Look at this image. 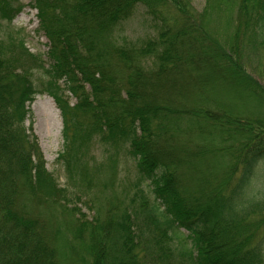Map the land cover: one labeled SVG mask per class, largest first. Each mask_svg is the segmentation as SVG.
Returning a JSON list of instances; mask_svg holds the SVG:
<instances>
[{
	"label": "trees",
	"instance_id": "trees-1",
	"mask_svg": "<svg viewBox=\"0 0 264 264\" xmlns=\"http://www.w3.org/2000/svg\"><path fill=\"white\" fill-rule=\"evenodd\" d=\"M33 1L46 54L0 36V264H264V0ZM141 9L154 32L132 42L120 28ZM40 93L69 183L99 190L91 218L46 167ZM119 147L137 179L115 194L95 173Z\"/></svg>",
	"mask_w": 264,
	"mask_h": 264
},
{
	"label": "rangeland",
	"instance_id": "rangeland-1",
	"mask_svg": "<svg viewBox=\"0 0 264 264\" xmlns=\"http://www.w3.org/2000/svg\"><path fill=\"white\" fill-rule=\"evenodd\" d=\"M4 1L9 0H0V5L3 4ZM191 1L193 6L198 11H201L206 0ZM11 2L14 8H19L21 11L10 23L7 18L2 16L0 10V36L6 35L8 31H14L13 34H22V36L25 37L26 46L32 53L46 54L49 47V40L40 29L39 12L35 7L34 1L11 0ZM151 25L150 18L145 11L141 9L120 28L121 35L132 42L142 41L153 34L154 29H152ZM39 73L40 72L37 74ZM165 91L167 90L160 89L156 97H164L169 94L167 92L176 96L180 94V87L175 85L171 90L168 89L167 92ZM69 98L72 106L77 103V98L71 93L69 94ZM182 100L183 99H181L180 102H183ZM31 110L34 114L35 133L39 138L47 169L55 176L62 187H70V185L75 187L73 190L75 196L69 198L72 202L71 205L76 206L77 209L81 210V213L91 218L94 212L90 200L99 193V190L95 188L92 183L90 189H88L90 184L81 186V184L77 183L79 181L74 185L69 183L65 167L61 162L57 161L59 154L64 151L65 142L63 137L64 123L61 110L56 101L46 94L36 96L35 100L31 103ZM103 152L104 149L102 146L97 143L92 144L89 153L92 169L95 163L97 165L100 164ZM105 162H108L111 166H106V168H100L96 171L95 175L99 178L98 188L102 189L105 184L113 185L108 188L110 190L114 189L115 194L120 193L125 187L131 189V185L136 182L137 179V167L133 159L127 155L126 149L119 147L116 151L108 154V158ZM259 180L261 183L257 184V186L262 188L259 191H264V173ZM184 234L186 236L188 235L185 231Z\"/></svg>",
	"mask_w": 264,
	"mask_h": 264
}]
</instances>
